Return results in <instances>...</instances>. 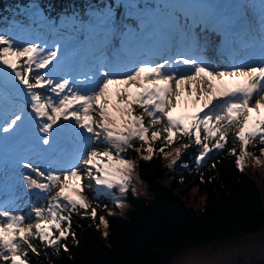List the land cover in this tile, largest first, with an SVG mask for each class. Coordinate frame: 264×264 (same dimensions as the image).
<instances>
[{"label":"snow or ice","instance_id":"obj_1","mask_svg":"<svg viewBox=\"0 0 264 264\" xmlns=\"http://www.w3.org/2000/svg\"><path fill=\"white\" fill-rule=\"evenodd\" d=\"M124 6L136 16L139 31H122L111 7L94 12L88 22L61 17V27L71 24L89 42L90 55L79 60L62 52L58 42L23 41L15 31L0 29V143L29 123L47 164L42 169L28 156L14 162L26 170L27 190L46 204L33 205L25 215L15 197L0 199V264H30V253L41 254L34 241L56 255H70L69 237L79 244L73 214L84 210L96 221L101 207L87 202L85 189L97 201L103 196L125 208L128 193L142 184L130 151L146 153L139 157L144 161L159 153L170 160L169 170L193 146L197 172L210 154L224 150L241 172L249 158L264 164V0L259 55L248 58L239 52L254 48L255 38H234L239 33L233 23L212 4L173 6L166 31H154L145 41L138 39L147 28L145 14L131 0ZM51 26L59 31L55 22ZM117 34L125 55L109 58ZM213 34L231 44L226 60L205 55ZM101 225L107 238L103 215L97 229Z\"/></svg>","mask_w":264,"mask_h":264},{"label":"trees","instance_id":"obj_2","mask_svg":"<svg viewBox=\"0 0 264 264\" xmlns=\"http://www.w3.org/2000/svg\"><path fill=\"white\" fill-rule=\"evenodd\" d=\"M24 1L27 0H0V29L17 30L13 21L22 13ZM42 1L60 21L62 14L69 12L65 7L79 0ZM155 146L159 147L158 142ZM210 157L197 172L194 156L186 153L187 162L180 173L169 170L159 153L151 161L140 160L139 175L147 186V199L130 192L129 208L123 216L108 215L104 204L109 201L93 197L90 204L101 205L96 221L86 216L84 210L80 215L73 214L72 231L79 244L74 245L69 237L70 255L63 251L56 255L34 241L41 254L30 253V264H170L193 249L264 233V188L260 182L248 172H241L227 150ZM213 163L215 168L211 167ZM201 173L205 183H201ZM193 189L197 207L187 203ZM101 215L109 221L107 238L103 226L96 227Z\"/></svg>","mask_w":264,"mask_h":264},{"label":"rangeland","instance_id":"obj_3","mask_svg":"<svg viewBox=\"0 0 264 264\" xmlns=\"http://www.w3.org/2000/svg\"><path fill=\"white\" fill-rule=\"evenodd\" d=\"M212 52H213V54H211V52H210L209 54H207V56L209 58H211L212 60H215L216 57L214 56V52H215L214 48H213ZM23 130H24V128L22 129L20 134L23 133ZM28 131H29V129H28ZM33 136L34 135L32 133H29V134L25 135V137L24 136L21 138L18 137L17 139H18V142L20 143L19 145H24L25 147H27L28 151H32L33 157L37 159L38 158V149H41L42 145H40L38 140L36 138H33ZM176 146H178V145H173L172 148H175ZM170 150L171 149H165V151H170ZM249 151L253 152L254 155H259V154H256L251 147L249 148ZM193 152H194V150L191 153H193ZM141 154L146 155V153H137L134 151H130L131 156H129V158H132V159H135L138 161V165H137V168H136L134 175H138L139 178H140L139 163L141 160V159H139V157ZM261 159L264 160V157H261ZM185 161L187 162V160L183 159V156H182L180 158V160L177 162V164L174 166L172 171L177 170L180 173V170H182L184 168ZM169 163H170V160L166 159L165 164L168 166ZM244 171L248 172L251 176H253L256 179V181L260 182V185L264 188V164H261L258 166L254 165V160L252 158H249L246 161V166H245ZM9 172H10V170H8L5 173H7V175L11 174ZM11 177L13 178V180H15L17 182V177H15L14 175H12ZM6 179L9 182L11 181L10 178H6ZM140 180H141V178H140ZM21 184L23 185L24 189L27 190V188L25 186V182L23 180L21 181ZM137 186H138V192L133 193V194L137 197L147 199L149 197L147 186L143 183V181H142V184H138ZM7 187H9L8 183H6V184L2 183L0 185V190H2L3 192H7ZM26 190H24V191L26 192ZM93 194L94 193L92 190L85 189L84 195L87 197L88 203H89ZM192 195L193 196L187 200V203L190 206L197 207L198 204L195 202L196 189H193ZM127 196H126L125 201H124L126 204V207L123 209L115 207L112 200L110 198H108V200L110 201V205L107 206L108 212L110 211L112 214H118V215L124 216L125 212H123V211L127 207L129 208ZM104 216L106 218V215H104ZM258 246H260V251L255 250V248H257ZM262 246H264V233L259 234L257 236L256 235H249V236H246V237H243L240 239H236V240H232V241H228L225 243H218V244L208 245V246H205L202 248L190 250V251L186 252L185 254L174 258L170 264H241V263H243L242 257H245V256L247 257L251 253H252V255H258V256L263 255L262 252H264V248ZM254 251H255V253H254Z\"/></svg>","mask_w":264,"mask_h":264},{"label":"flooded vegetation","instance_id":"obj_4","mask_svg":"<svg viewBox=\"0 0 264 264\" xmlns=\"http://www.w3.org/2000/svg\"><path fill=\"white\" fill-rule=\"evenodd\" d=\"M262 247L264 248V246H262ZM255 250L260 251V246L255 248ZM254 253H255V251H254ZM262 254L263 255L258 256V255H252V253H251L247 257L246 256L242 257L243 263H241V264H264V252H262Z\"/></svg>","mask_w":264,"mask_h":264},{"label":"bare ground","instance_id":"obj_5","mask_svg":"<svg viewBox=\"0 0 264 264\" xmlns=\"http://www.w3.org/2000/svg\"><path fill=\"white\" fill-rule=\"evenodd\" d=\"M215 56V55H214ZM94 193V192H93Z\"/></svg>","mask_w":264,"mask_h":264}]
</instances>
